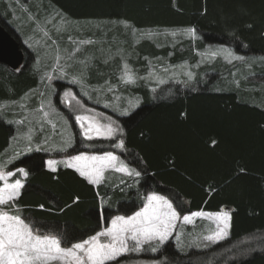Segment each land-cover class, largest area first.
<instances>
[{"label":"trees","instance_id":"16d2710c","mask_svg":"<svg viewBox=\"0 0 264 264\" xmlns=\"http://www.w3.org/2000/svg\"><path fill=\"white\" fill-rule=\"evenodd\" d=\"M34 1L39 0H30L29 6L35 5ZM42 1L72 21L127 22L137 29L190 27L198 31L201 40L182 51L157 48L149 40L135 46L130 43L137 52L138 65H144L143 57H169L170 51L171 63H193L197 60L195 50L209 43L232 47L249 57L252 67L239 66L238 73L219 63L206 66L204 74L193 81L183 76L160 85L137 80L120 86V60L95 58L88 69L91 83L110 76L124 87L121 91L141 97L137 108L118 118L125 141L122 155L141 176L111 173L112 178L96 188L73 169L59 166L56 172L48 170V154L34 151L8 167L29 172L18 201L22 215L74 242L99 231L101 216L107 221L116 214H131L148 193L157 192L179 204L181 214L231 208L225 240L189 251L169 240L163 246L164 252L173 254L172 258L167 256V264H264V64L260 68L255 65L257 57L264 58V0ZM5 5L1 3L0 10ZM0 23L20 41L1 14ZM24 51L25 63L20 69L14 71L0 63V102L19 100L38 86V71L29 67L31 54L25 47ZM145 71L139 70L140 74ZM251 75L261 80H247ZM14 132V126L0 116V156L10 147ZM78 137L76 134L78 150L87 151ZM110 141L88 142L93 151H103L108 150ZM76 197L79 200L74 203ZM234 253H240L239 257L230 259Z\"/></svg>","mask_w":264,"mask_h":264},{"label":"rangeland","instance_id":"374dc122","mask_svg":"<svg viewBox=\"0 0 264 264\" xmlns=\"http://www.w3.org/2000/svg\"><path fill=\"white\" fill-rule=\"evenodd\" d=\"M34 2L35 5L29 6L30 0H0V4H6L5 9L7 10L1 9V16L5 18L9 27L17 34L23 47L31 54L29 67L36 69L39 74L38 86L29 90L19 100L0 102V105H4L3 108H0V116L14 126L13 137L18 138L17 140L11 139V145L5 155L3 157L0 156V164L6 165L3 169L4 171H15L8 169L11 163H7V161L13 158L15 152L23 151L26 141L19 139V137L26 133L29 127L34 129L33 148H35L36 144L47 139L48 144L44 145V147L57 149L44 151L48 154L46 160L63 159L68 154H77L78 152L74 153L79 151L78 149L80 148V145L76 146L77 134L79 140L83 141L84 147L87 146L88 150L85 152L100 154L104 151H112L127 163L122 155V149L114 147L119 139L124 140L123 133H117L116 137L113 138H94L93 140L111 141L110 146L107 147L108 150L93 151L94 147L91 144L89 145V140L82 136V130L75 120L76 115H93L94 113L86 110L94 109L95 113L102 114L99 117L101 123H108L106 118L111 117L121 127L118 118L128 115L141 103L139 95L133 96L121 91L124 87H119L118 84H115L110 76L104 81L91 83L88 78V69L95 58L105 62H113L114 59H119L121 64L118 70L119 82L123 64L127 63L135 73L136 81L145 80L156 85L163 84L172 78L185 76L189 79L188 72L193 74V78L189 79L193 81L200 73L203 72L204 74L202 70L206 66L219 63L229 65L230 70H235L238 73L240 72L239 66L247 64L248 70L252 67V63L249 62L248 64L249 57L236 53L232 47L209 43L195 50L197 60L193 63L191 61H184L178 64L171 63L170 57H172L173 52L170 51L169 57L161 55L155 58L143 57L144 65H138L137 52L133 46L141 41L149 40L157 48L169 47L171 48L170 50L178 48V50L182 51L184 47L194 46L198 40H201L198 31L196 30L197 35L193 39L183 33V30L190 27L137 29L127 22L72 21L48 3L42 0ZM8 13H10V17H7ZM61 24L63 27L57 31V26ZM45 31L48 33L47 36L44 35ZM173 32H176L177 35L173 36ZM147 33H152L151 37L145 35ZM70 37L71 39H69ZM82 41H91V43H81ZM130 43L133 44L132 47H130ZM221 47L230 49L235 55L243 56L244 59L229 61L224 58L223 54L215 59H205L200 55L202 52L210 49L217 50ZM58 56L60 58L59 63H57ZM81 61L84 63H81ZM255 61V65L258 68L264 64L263 57H257ZM61 67H63V72L60 71ZM142 68H146V71L140 74L139 70ZM237 72H234V75L238 74ZM207 74L206 76H209L211 73ZM49 76H51V79H49ZM74 76L80 77L81 82L73 83L72 79ZM247 80L253 82L259 81L261 78L251 75L247 77ZM262 80L264 81V79ZM236 82H239V79ZM121 83L128 85L120 82V86ZM109 87L112 88V91L108 90ZM68 91H71L76 99L66 98L64 93ZM77 100L83 104V107L77 104ZM129 101L136 104V106L132 107ZM41 104L44 105L45 111L50 112L48 120L51 123L48 120H40L42 116L39 111ZM125 110H127V114H123ZM19 121H24V123H18ZM41 124L43 127H41ZM69 138L71 139L72 147L67 152L59 151V146ZM112 147L114 148L112 149ZM16 159H13V161ZM17 175L19 176L18 179H22L25 184V179L20 174ZM17 175L12 177L10 182L17 179L15 178ZM106 175H108L109 179L112 178L111 173H106ZM202 212L206 215L194 217L191 224L184 223L182 219L177 221L176 228L169 240L176 241L177 247L179 246L181 249L188 251L194 249V247L208 248L215 244L207 241L205 237L216 230L215 215L223 212L229 213V211ZM183 215L181 214V216ZM205 232L206 234H203ZM168 241L163 245H156L155 242L152 245H144L141 251L129 252L119 257L117 261H110L107 264H167V261L169 262L168 257L172 258L173 255L163 250V246ZM129 246L132 247L131 242ZM152 246H156L158 250L152 252ZM239 255L240 253H234L230 259L239 257Z\"/></svg>","mask_w":264,"mask_h":264},{"label":"snow or ice","instance_id":"6c2138e0","mask_svg":"<svg viewBox=\"0 0 264 264\" xmlns=\"http://www.w3.org/2000/svg\"><path fill=\"white\" fill-rule=\"evenodd\" d=\"M62 27V24L57 26V31L61 30ZM183 33L193 39L197 35L195 28L185 29ZM44 35H48L47 31L44 32ZM145 35L151 37L152 33ZM172 35L176 36L177 33L173 32ZM81 43H91V41H82ZM222 54L229 61L244 59L243 56L235 55L230 49L224 47L200 53L205 59H215ZM59 59L58 56L57 63H59ZM81 63L84 62L81 61ZM60 71L63 72V67L60 68ZM187 75L189 79L193 78L191 72H188ZM136 79L135 73L127 63H124L120 81L125 84H133ZM72 82L80 83L81 79L74 76ZM108 90L112 91V88L109 87ZM64 96L76 99L71 91L65 92ZM129 103L132 107L136 106L131 101ZM77 104L83 107L79 100H77ZM3 107L4 105H0V108ZM39 111L42 113L40 120H48L50 112L44 110L43 104H41ZM86 111L94 114L75 116V120L82 130V136L86 140L113 138L116 137L117 133H123V129L111 117L106 118L108 123H101L99 119L102 116L101 113H95L94 109ZM123 114H127V110ZM48 122L51 123L50 120ZM18 123H24V121ZM41 127H43L42 124ZM53 127L55 126L53 125ZM33 131L34 129L29 127L28 131L19 137V139L26 141L24 149L22 152H15L13 158H10L7 163H12L13 159L32 151L57 150L44 147L48 144L47 139L36 144L33 148ZM12 139L17 140L18 138L13 137ZM216 143L215 140L212 141L213 145ZM70 147H72V143L69 138L59 146L58 150L67 152ZM114 147L124 149L125 141L119 139ZM58 165L73 169L81 178L96 187L106 183L108 180L106 173H119L122 176L132 178L141 176L140 171L130 167L129 163L121 160L112 151H104L100 154L80 151L75 155L68 154L63 159L45 161V167L52 172L57 171ZM5 167V164H0V264H107L110 261H117L119 257L129 252L141 251L144 245H152L154 242L156 245H163L173 234L177 221L182 219L184 223L191 224L194 217L206 215L202 211H198L181 216L183 208L179 204L174 205L168 197L157 192H150L143 198L142 205L131 214H116L107 221L101 216L99 231L75 239L73 242V238H69L65 234H54L50 230H45L44 226L38 227V222L22 215V208L18 201L25 186L24 182L22 179L10 181L17 174L26 179L29 172L25 168L4 171ZM120 182L123 184L125 181L121 179ZM78 200L79 197H76L74 203ZM40 208H43V205H40ZM230 220L231 217L228 212L216 214V230L206 236L205 239L211 243L225 240L229 236ZM130 242L132 247L129 246ZM157 250L156 246L151 247L152 252Z\"/></svg>","mask_w":264,"mask_h":264},{"label":"water","instance_id":"95a60500","mask_svg":"<svg viewBox=\"0 0 264 264\" xmlns=\"http://www.w3.org/2000/svg\"><path fill=\"white\" fill-rule=\"evenodd\" d=\"M25 60V52L18 41L1 23H0V63L16 71L20 69ZM224 210L230 211V207Z\"/></svg>","mask_w":264,"mask_h":264},{"label":"crops","instance_id":"0c3cea01","mask_svg":"<svg viewBox=\"0 0 264 264\" xmlns=\"http://www.w3.org/2000/svg\"><path fill=\"white\" fill-rule=\"evenodd\" d=\"M17 179H18V177H17ZM25 185V184H24ZM96 187V186H95ZM97 188V187H96Z\"/></svg>","mask_w":264,"mask_h":264},{"label":"bare ground","instance_id":"6f19581e","mask_svg":"<svg viewBox=\"0 0 264 264\" xmlns=\"http://www.w3.org/2000/svg\"><path fill=\"white\" fill-rule=\"evenodd\" d=\"M224 72V71H223Z\"/></svg>","mask_w":264,"mask_h":264}]
</instances>
